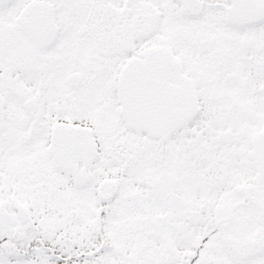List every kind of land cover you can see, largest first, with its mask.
<instances>
[{
    "label": "snow or ice",
    "instance_id": "snow-or-ice-1",
    "mask_svg": "<svg viewBox=\"0 0 264 264\" xmlns=\"http://www.w3.org/2000/svg\"><path fill=\"white\" fill-rule=\"evenodd\" d=\"M0 264H264V0H0Z\"/></svg>",
    "mask_w": 264,
    "mask_h": 264
}]
</instances>
